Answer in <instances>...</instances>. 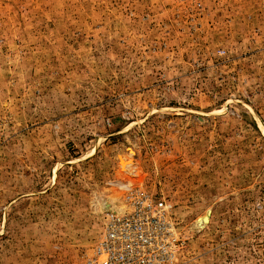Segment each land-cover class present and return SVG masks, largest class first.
I'll use <instances>...</instances> for the list:
<instances>
[{"label":"rangeland","instance_id":"obj_1","mask_svg":"<svg viewBox=\"0 0 264 264\" xmlns=\"http://www.w3.org/2000/svg\"><path fill=\"white\" fill-rule=\"evenodd\" d=\"M131 189L170 264H264V0H0V264H84Z\"/></svg>","mask_w":264,"mask_h":264},{"label":"built area","instance_id":"obj_2","mask_svg":"<svg viewBox=\"0 0 264 264\" xmlns=\"http://www.w3.org/2000/svg\"><path fill=\"white\" fill-rule=\"evenodd\" d=\"M123 212H108L99 241L84 264H170L180 249L171 207L131 189Z\"/></svg>","mask_w":264,"mask_h":264},{"label":"bare ground","instance_id":"obj_3","mask_svg":"<svg viewBox=\"0 0 264 264\" xmlns=\"http://www.w3.org/2000/svg\"><path fill=\"white\" fill-rule=\"evenodd\" d=\"M207 218V217H206Z\"/></svg>","mask_w":264,"mask_h":264}]
</instances>
